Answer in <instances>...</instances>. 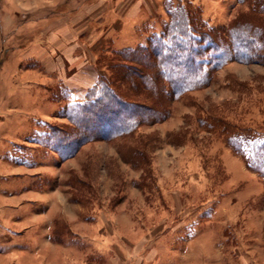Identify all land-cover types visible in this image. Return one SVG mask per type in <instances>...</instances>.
<instances>
[{"label":"rangeland","instance_id":"374dc122","mask_svg":"<svg viewBox=\"0 0 264 264\" xmlns=\"http://www.w3.org/2000/svg\"><path fill=\"white\" fill-rule=\"evenodd\" d=\"M86 1L0 0V229H38L41 243L64 248L48 251L55 264H264V182L222 126L209 132L197 120L214 115L264 134V65L230 62L174 101L166 120L75 146L61 113L85 99L94 75L73 66L66 47L77 43L71 26L99 13L76 16ZM200 6L211 24L239 8ZM154 14L124 33L123 46L111 40L94 53L98 77H109L114 50L158 32L166 12Z\"/></svg>","mask_w":264,"mask_h":264},{"label":"trees","instance_id":"16d2710c","mask_svg":"<svg viewBox=\"0 0 264 264\" xmlns=\"http://www.w3.org/2000/svg\"><path fill=\"white\" fill-rule=\"evenodd\" d=\"M237 4L227 23L211 24L199 4L163 0L166 18L158 32L148 34L144 43L114 50L107 62L109 77L99 76L83 101L65 106L61 116L74 128L64 137L75 146L132 137L139 127L166 120L174 101L209 86L226 64L264 65V0ZM197 120L209 132L222 126L225 143L264 182L263 133L214 115Z\"/></svg>","mask_w":264,"mask_h":264},{"label":"crops","instance_id":"0c3cea01","mask_svg":"<svg viewBox=\"0 0 264 264\" xmlns=\"http://www.w3.org/2000/svg\"><path fill=\"white\" fill-rule=\"evenodd\" d=\"M191 1L199 2L197 3L199 5L208 3V0ZM91 6H94L99 13L91 16L87 22L85 21L86 23L78 22L71 26V31L78 32L76 33L77 43L66 47L67 55L75 59L73 66L84 65L86 69L93 71V80L89 83L84 82L87 85L83 86V89L92 87L97 81L99 69L94 68L96 61L93 57L96 51L105 48L106 43L111 40L115 45L123 46L128 41L124 33L131 34L145 20L152 16L156 17L155 11L160 9L165 11L161 0H90L83 3L75 15L79 16L82 13L81 10ZM94 33L98 35L97 40L91 39ZM87 45L90 46V51L85 49ZM87 55L89 56L86 57ZM63 82L65 85L69 84ZM37 233L38 229H0V264H55L52 258L51 260L47 258V253L50 251L54 254L55 250H63V246L54 243L43 244L39 241ZM43 249L46 251L44 252L46 257L40 259L39 255L42 254L40 250ZM67 251L66 248L65 253ZM61 264H69L68 259Z\"/></svg>","mask_w":264,"mask_h":264}]
</instances>
